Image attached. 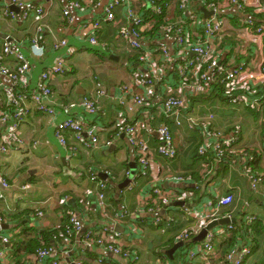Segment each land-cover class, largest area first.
Masks as SVG:
<instances>
[{
  "label": "crops",
  "instance_id": "obj_1",
  "mask_svg": "<svg viewBox=\"0 0 264 264\" xmlns=\"http://www.w3.org/2000/svg\"><path fill=\"white\" fill-rule=\"evenodd\" d=\"M19 1L23 3L22 6L13 3V0H0V9H8L15 14L13 18L0 13V54L4 39H8L14 49L28 54L32 61V87L41 72L53 65L58 56L63 55L66 67L64 73L51 81L53 94L47 101L60 112L57 117L52 119L48 114L33 110L20 124V141L9 143L7 153L0 151V170L10 183L5 190L6 199H0V213L10 216L0 227V233L11 236L8 243L0 242V248L7 253L3 264H34L29 259L33 253L24 255L29 234L34 230L39 232L42 229L61 227L63 207L78 210L84 218L86 229L100 228L104 224L113 226L122 233L123 242L139 252L140 264H189L184 257L183 246H186L185 249L196 247L201 241L193 242L200 232L188 243L177 239L179 233L195 223L194 219L183 212V205L202 211L210 203H215L218 195L227 192H232L235 199L232 205L221 210L219 220L226 218L229 222L220 224L219 228L226 229L233 221L241 223L245 222L247 216H255V222L259 220L257 226L260 233L246 264H264V129L257 122L260 112L256 109L231 107L224 99L213 97L212 93L208 96H189L196 112L209 111L214 114V127L217 131L227 134L232 127L235 129V123H238L236 119L243 121V133L236 129L240 138L233 146L246 147L253 153V167L255 172H259L260 178L258 189L253 190L240 163H220L213 159L209 151L204 156L200 155L199 148L206 139L198 131L189 129L186 121L176 125L164 116L161 110L162 99L170 92L179 94L177 81L172 83L166 76L149 97L145 88L136 89L135 93L145 94L147 103L135 110H126V120L127 123L146 121L150 130L143 137L148 142L154 161L150 175L141 176L135 150L127 135L118 133L114 127L118 113L123 110L119 102L131 98V93H125L121 87L131 83L133 70L140 67L135 61V53L129 52L125 42L120 40L118 26L115 24H106L98 32L99 42L95 45H91L84 38L86 36H80L76 31L79 24L100 16L107 0H103L98 7L91 0H83L82 8L72 9V21L63 13L67 0ZM135 5L137 9L140 8L139 3ZM25 6L34 12L26 19L21 16ZM36 7L44 9L43 16L37 17L34 11ZM124 12L120 8L116 10L119 18ZM39 27L46 48V54L42 57L32 56L26 47L27 42L38 35ZM61 39H66L67 44L56 48L55 44ZM69 48L71 53L68 52ZM5 65L10 69L16 67L13 55L8 56ZM0 76L5 84L11 83L6 76ZM99 88H103L106 95L98 99V113L90 115L81 102L85 96ZM217 100L221 101L222 106H215ZM70 102L77 104L70 114L81 122L85 131L93 126L99 129L96 147L86 148L74 132H65L66 146L56 136L53 124L66 118L67 112L63 107ZM163 123L170 125L174 137L177 152L172 159H166L158 152L162 138L157 129ZM5 126L0 121V149L4 146ZM261 150L262 157L257 155ZM133 167L136 170L131 184L120 190V184L126 180ZM94 174L99 180L109 181L106 189L109 204L107 213L102 211V206L95 199L98 197V188L92 181ZM151 183L159 184L166 191L176 190L178 198L175 197L168 207L163 206L155 211L148 209L145 205L151 196ZM199 185V193L190 189L193 186L199 188ZM88 198L94 200L89 211L84 203ZM122 209L128 215L125 220L119 221L116 214ZM38 211L42 215L37 216ZM158 219H161L159 226L156 224ZM84 233H78L68 247H63L67 264L72 261L84 264L83 261L89 256L88 251L95 255L92 260L89 257L90 264H124L120 257L102 248L84 251ZM229 235L230 232L225 239ZM61 240L64 241L63 238L57 242L52 240L50 245L62 248ZM180 242L184 245L169 256L167 252ZM247 243H250L248 236L247 241L244 239L240 246ZM102 257L103 262L100 263ZM196 264L226 263L225 258L219 255L208 261L197 259Z\"/></svg>",
  "mask_w": 264,
  "mask_h": 264
},
{
  "label": "built area",
  "instance_id": "obj_2",
  "mask_svg": "<svg viewBox=\"0 0 264 264\" xmlns=\"http://www.w3.org/2000/svg\"><path fill=\"white\" fill-rule=\"evenodd\" d=\"M67 7L64 15L73 20L72 9H80L83 0H67ZM95 7L102 4L103 0H91ZM20 6L23 3L13 0ZM136 3L140 8H136ZM155 0H107L103 6V13L95 19L79 24L76 29L78 35L86 36L91 45L98 44V32L106 24L118 26V37L125 42L129 52L138 53L135 60L140 65L133 70L131 84L122 86V90L131 93V98L119 102L123 110L118 113V119L114 125L118 133H124L128 137L130 145L135 150L137 162L139 164V175L149 176L153 165V154L144 139V133L150 128L145 120H137L134 123H127L126 110H135L147 103L145 94H137L135 90L145 88L147 97L153 94L158 83L164 81L167 76L170 80L173 75L177 78L178 93H169L162 99L161 110L164 116L181 125L186 121L189 129L198 131L206 139L199 148V154L203 155L211 149L215 152L214 159L222 161L225 151L228 149L229 162L241 164L243 173L251 181L253 190L258 189L259 176L251 165L250 155H241L244 148H235L234 142L239 139L238 130L232 133L217 131L205 116L214 120L211 112L198 113L191 104L189 96L201 94H215L218 98H223L225 103L233 107H245L256 109L260 112L259 124L264 123V0H180L177 9L181 11L175 19L169 20L165 26H160L163 32L161 38L148 40L144 33L150 31L155 25L152 20L144 17V12L152 8L158 14L172 7L171 3H163L155 6ZM124 10V15L118 17L116 10ZM205 8L209 15L205 14ZM37 17L44 15L42 7L35 8ZM0 13L5 16L15 17V14L8 9H0ZM33 10L25 6L21 16L26 19L33 15ZM259 14L260 16H257ZM38 28V35L32 37L26 44L32 56L42 57L46 54ZM67 44L66 39H61L55 46L63 47ZM68 52H72L69 48ZM13 55L17 65L10 69L5 65L8 56ZM66 67L63 55L58 56L53 65L47 66L40 74L37 83L31 86L32 61L27 53L16 50L12 47L8 39H4L3 51L0 54V75L6 76L10 84H5L0 76V121L6 126L3 130L4 146L2 153H7V145L20 141V124L24 117L33 110L48 114L55 119L60 113L57 108L47 103L53 91L51 81L64 73ZM169 71V72H168ZM168 72V73H167ZM25 91L28 94L24 93ZM184 92L187 95H183ZM105 91L98 89L85 96L81 105L88 114L98 113V99L105 96ZM77 104L70 102L64 105L63 110L67 112L66 118L56 121V136L60 142L66 146L67 139L65 132H74L77 139L86 148L92 149L98 145L99 129L93 126L84 130L81 122L71 110ZM203 115V117H201ZM162 143L158 152L166 159L176 156V146L170 125L163 123L158 127ZM258 156H263V150L257 152ZM129 174V172H128ZM181 178V177H180ZM183 179V178H181ZM92 181L97 184V196L95 199L102 206L103 212L107 213L108 201L106 189L108 183L99 180L96 174L92 175ZM153 182V181H152ZM10 186L0 170V199H6L5 190ZM151 196L146 203V207L155 211L160 207H168L170 202L178 198L176 190H164L159 184L151 183ZM235 196L232 192L218 195L215 203H210L202 211L194 210L187 205H183V212L195 220V223L188 226L183 232L177 235L178 240L191 242L192 237L198 234L203 227L213 220L219 219L221 210L229 207L234 202ZM94 200L88 198L85 203L87 211L90 210ZM157 206V207H156ZM71 225L67 234L69 240L80 232H85L82 240V249L96 250L102 248L113 256L120 257L124 264H140V255L137 250L126 245L122 240V233L109 224H104L100 228H85L84 218L78 210L70 211ZM42 215L41 211L37 216ZM128 215L125 209L116 214L119 221L126 219ZM229 218L232 216L229 214ZM256 217L251 215L245 218V227L252 231V224ZM6 222L5 216L0 213V227ZM161 225V219L156 221ZM233 229V224H229L226 229L216 228L208 231L204 239L196 247L183 246L186 259L189 264H196L200 259L208 261L213 257L221 256L219 244ZM251 240V234L248 235ZM10 235L0 233V242L5 244L10 241ZM55 238V237H54ZM66 250L56 246L39 247L30 256V261L34 264H67ZM252 254L251 242L247 245L235 246L225 255L226 264H246L248 257ZM7 253L0 248V264L6 259ZM103 262V257L99 259ZM163 261H161L162 263ZM81 264L80 262H77Z\"/></svg>",
  "mask_w": 264,
  "mask_h": 264
},
{
  "label": "trees",
  "instance_id": "obj_3",
  "mask_svg": "<svg viewBox=\"0 0 264 264\" xmlns=\"http://www.w3.org/2000/svg\"><path fill=\"white\" fill-rule=\"evenodd\" d=\"M218 1V0H216ZM179 2L180 0H155V6L157 5H161L163 3H171L172 7H170V9H166V11H163V13L158 14L155 11H153L152 8H148L145 12H144V17H146L147 19L152 20V22L155 24L153 26V28L144 33V36L148 39V40H154L157 38H161V34L163 32L162 28L160 29V26H165V24L169 21V20H173L175 19L178 15L181 14V11H179L177 9V7H179ZM257 16H260L259 14H257ZM138 57V53L135 54V59H137ZM172 83H175V81H177V78L174 79V75L171 78ZM24 93L28 94L27 91H25ZM262 128L264 129V123L262 124ZM264 131V130H263ZM238 139L234 142L237 143ZM245 152H249L250 157H253V153L250 152V149L248 148H244ZM210 155H213V159H214V155L215 152L211 149L209 151ZM229 152L228 149H226L225 151V156L222 159L221 162H229L228 159H232V155H230L231 157H229ZM252 154V155H251ZM252 162V166H254L255 160L253 161L251 159ZM254 169V167H253ZM109 181L107 180V183ZM109 184V183H108ZM192 188L194 189L195 193H199L200 192V185L199 188L196 187H190V189L192 190ZM74 209H71L70 207H66L64 209L63 207V219H62V226L57 228V229H51L48 228L46 230L42 229L39 232H37L36 230L33 231L34 235L29 234V239L25 242L26 244V250L24 251V255L25 254H32L36 251L37 248L39 247H48L51 246L50 242L52 240H54V242H57V240L61 239V238H68L69 235L67 234L68 231V227L71 225V221H70V211H72ZM2 215L5 216V219L7 220V217L10 218V216H8V214H4L2 213ZM13 222V220H12ZM259 220L254 222L252 224V231L251 233L248 231L249 229L245 227V224L243 222H237V221H233V229L230 232V235L228 236V238H224V240L219 244V250H221V256H223V258L225 257V255L230 251V249H232L235 246H240L241 242L245 239V242L247 241V236L249 234H251V240H249L251 242V246L253 247L254 242L257 243L258 241V233L259 232V226H257ZM247 235V236H246ZM55 237V238H54ZM249 237V236H248ZM24 243V242H23ZM91 254V255H90ZM161 254H163V252H161ZM88 258L86 261H83L84 264H90L89 261V257L91 258V260L94 258V254L92 253V251H88ZM22 264V263H21Z\"/></svg>",
  "mask_w": 264,
  "mask_h": 264
},
{
  "label": "water",
  "instance_id": "obj_4",
  "mask_svg": "<svg viewBox=\"0 0 264 264\" xmlns=\"http://www.w3.org/2000/svg\"><path fill=\"white\" fill-rule=\"evenodd\" d=\"M203 10L205 11V14L206 15H209L208 11L203 8ZM135 170L136 168H132V170L130 171L128 177L126 178V180L120 184V190L123 188V187H126V186H129L133 180V177H134V173H135ZM229 221L228 219H216V220H213L211 221L210 223H208L205 227H203L200 231V233L193 239V242H200L204 239L205 235L207 234L208 231H211V230H214L216 228L219 227V225H224V224H227ZM184 245L183 242H180L178 244H176L172 249H170L167 253L169 254V256H172V253L178 248V247H182ZM70 264H78L74 261H72Z\"/></svg>",
  "mask_w": 264,
  "mask_h": 264
},
{
  "label": "rangeland",
  "instance_id": "obj_5",
  "mask_svg": "<svg viewBox=\"0 0 264 264\" xmlns=\"http://www.w3.org/2000/svg\"><path fill=\"white\" fill-rule=\"evenodd\" d=\"M169 72V71H168ZM167 72V73H168ZM131 84V83H130ZM99 89H102V90H104L103 88H99ZM105 91V90H104ZM105 94H106V91H105ZM201 95H204V96H208L209 94H201ZM212 95H214L213 97H216L217 95H215V94H212ZM220 99H223V98H220ZM221 102V101H220ZM218 100L215 102L216 104H215V106L217 107L218 105L220 106H222V104L220 103ZM238 108H245V107H238ZM201 117H203V115H201ZM205 118H206V120H208L210 123H212V126L214 127V122H215V120H210V118H209V116H205ZM236 120H238V123H235L236 124V126H235V129H234V127H232V130H230L228 133L230 134V133H232V132H234L236 129H239L240 130V133H243V127H242V123H243V121H241L240 119H236ZM257 122H260V120H258ZM215 128V127H214ZM240 138V137H239ZM243 148H246V147H243ZM248 154H250L249 152H244V153H242L241 155H248ZM154 162V161H153ZM220 163H222V162H220ZM259 173V172H258ZM260 173H263L262 171H260ZM74 237H72L71 239H73ZM71 239H69V240H67L66 238L64 239L63 238V240L64 241H62L61 240V245H62V248L64 247H68L70 244H71ZM129 246V245H128Z\"/></svg>",
  "mask_w": 264,
  "mask_h": 264
}]
</instances>
